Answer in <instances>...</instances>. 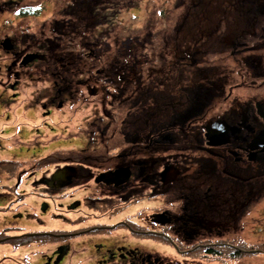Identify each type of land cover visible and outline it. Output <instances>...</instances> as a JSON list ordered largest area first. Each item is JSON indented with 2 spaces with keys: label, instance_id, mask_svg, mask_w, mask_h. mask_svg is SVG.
Listing matches in <instances>:
<instances>
[{
  "label": "flooded vegetation",
  "instance_id": "flooded-vegetation-1",
  "mask_svg": "<svg viewBox=\"0 0 264 264\" xmlns=\"http://www.w3.org/2000/svg\"><path fill=\"white\" fill-rule=\"evenodd\" d=\"M10 1L0 4V11L13 16L0 29V85H9L0 90L17 96L31 74L27 67L41 64L42 56L23 41L29 25L20 20L34 10ZM191 3V9L207 8L180 15L181 25L193 30L191 39L179 49L167 45L152 52L154 64L132 70L140 96L136 107L140 88H146L153 120L147 124L148 117L135 111L146 128L136 140H128L130 118L122 123L123 141L101 145L98 136L93 144L48 147L46 129L61 122L51 109L63 106L58 97L67 92L62 88L48 93V101L29 104L44 108L40 122L31 121L27 129L34 143L45 146L27 156L18 150L39 162L29 181L19 173L30 167L7 159L19 171L8 179L3 172L6 183H0V264L263 262L264 233L254 228L261 246L254 248L245 231L251 202L264 195V0ZM225 57L235 60L226 66ZM173 73L183 90H174ZM141 77L151 83L141 84ZM159 96L169 101L160 105ZM17 126L13 131L22 136L26 126ZM8 130L6 124L0 133ZM106 170L117 173L102 181L99 174ZM121 208L128 209L127 218L120 217Z\"/></svg>",
  "mask_w": 264,
  "mask_h": 264
},
{
  "label": "rangeland",
  "instance_id": "rangeland-1",
  "mask_svg": "<svg viewBox=\"0 0 264 264\" xmlns=\"http://www.w3.org/2000/svg\"><path fill=\"white\" fill-rule=\"evenodd\" d=\"M6 1H10V0H6ZM1 2L2 0H0V4H2ZM15 2L17 3L16 4L17 8H20L21 10L22 9L26 10V8H30L35 12L30 15L28 14L24 15L28 17L20 20V23L23 22L24 25H29L27 21L28 20L30 21L31 25H29V29H28L29 32H23V41L25 44L26 43L34 44L35 46L32 52L40 50L41 56L43 55V52L47 50V46L45 45L43 47L41 41L45 43V38H49L50 41L54 42L56 41V39L58 40L61 37L63 38V36H65V33L64 34H59V32L57 33L56 26L60 29L68 27V29L70 30L77 21L79 23H83L81 19L83 15L85 20L88 19L89 22H91L94 25V28H96V30H99V32L95 30L94 31L96 32L95 34H97L100 39L94 40L96 38V35H93L91 31H87L86 29L80 31L78 29L77 31L78 33L74 35L77 36L76 40H72L70 42L71 45L74 47L73 51L69 52L70 55L72 56L69 59V61L64 60L63 63L66 62L72 71L75 70L74 76L75 79L77 80V83H79V80L82 82L86 81L83 79H86L87 71L91 70L93 78H95V76H98L99 74L98 72L104 71L106 65H104L103 62L106 61L109 58V56L112 57L115 56V54L118 55L117 51L123 49L122 45L124 42H126V40L130 35H132L133 41L135 43L137 42V44L133 43L132 48L134 53L132 51L130 52L132 54V57L129 60L131 59L134 60V58H136L137 46L141 48V51H143L142 56L146 58L149 56V53H151L152 56L153 54L152 52H156V54L157 51L158 53L162 52L163 51L162 47L165 48L167 45H170L172 48L179 49L180 42L184 41L183 42L184 44L188 39H191L192 37L191 35L187 36L189 33L193 31L192 28L181 25V22L184 20V17L180 19L181 17L180 15L185 14L187 10H190L191 12L195 10V8L192 9L190 8L194 6L192 5L191 0H104L102 8H99V5H97L98 4L97 0L90 1L91 5H97L95 6L96 9L95 15H97V17L101 21H102L101 10L105 15H108V10H110V8L112 9V11L110 12L111 13L110 17H108L107 20L103 22V24L99 23L98 20L91 17L89 12H93L94 9H90L91 8L90 4L86 5V3H79L76 5V7L72 8V6L75 5V3L72 0H16ZM122 3L124 5H122ZM112 4L113 7H111ZM129 7H132V9H129ZM203 8L205 9V11H207L206 7L199 6L198 9L195 10V12H198V14H202ZM210 12L211 14H213L212 11ZM114 13L117 16L116 18L114 16ZM11 16L12 15H10L9 13H5V12L3 13L2 11H0V29L1 27L6 26V24L4 23L6 22V20L11 19ZM68 18L70 19V22H67L66 24L67 27H65V25L63 24L65 23L64 21ZM91 23L89 24V26L92 25ZM51 27H54L52 31L50 29ZM221 27L223 26L221 25ZM102 33H105V35L102 36ZM91 37H93V39H90ZM69 38L70 37H67L66 42L69 40ZM93 42L99 45L91 49L90 46L92 45ZM101 42H104V44L101 45ZM57 48L61 50L63 49L62 47H57ZM149 50L150 52H148ZM84 53L89 55L90 63H88V66H86L85 63L83 62L84 60L83 56H85ZM125 60L127 61L128 57L127 59L125 58ZM234 60L231 57H225L224 63L226 66H230L231 62H234ZM109 63L111 64L112 62ZM41 64L35 63V65L39 67ZM35 65H30L27 67L28 71H30L31 74L27 73L25 75L26 77V78L24 77L25 83L22 84L21 81L19 82L20 84L24 85V87L21 89L22 91L19 90L22 87V85L18 89H14L15 91L19 90L17 96L11 95L12 91L10 90L9 91L6 90V92L0 90V93L3 94V97L4 95L5 97H7L4 100L0 99V131L5 128L6 124L9 128L6 135L0 133L1 135L0 159L4 158L3 161L4 170L0 172V183L1 182L6 183L3 172H5V177L7 179L10 178L11 176H15V177L18 176L19 169L12 170L11 168H15L16 165L12 163L7 164V159H12L13 162H17V163L21 161L19 164H22V167H27V166L30 167L29 169L22 171V173H19V176L21 178L23 177L24 181H29L30 179V177L28 178L29 174L31 172H34V170L36 169L34 165L38 164L39 162L38 160L37 161L30 159L28 160L26 157H22L18 155L19 151H21V153L24 152V154L22 155L27 156V153L31 148H35V147L39 148V146L44 147L45 145H47L48 147L54 148L61 146H72L79 143H81L82 145L86 143L93 144L95 142V141L93 142L94 140L93 138L96 132L101 133L100 137H102V139L98 140V142H100L101 145L104 144L105 142L123 141L124 135L121 129L122 123L124 124L126 120L128 123L130 118L132 119H130V125L128 126L129 131L131 133L129 134V136L135 134V137L131 139V137L128 136V140L131 141L136 140L138 132H141V129L143 130L146 129L145 127H142L140 121L141 119H138L136 116V112H135L136 106L131 105L133 104V102H131L132 100L121 99L122 101L113 103L112 98L109 97V95H105L98 100H93L91 98V94L86 92V89L88 87H91V85L94 82H96L95 80H92L91 84L89 82L88 87H86V83L80 84L79 85L80 94L76 95L74 98L70 100L65 97L67 93L65 94V96L59 95L58 98L62 100L63 106L59 108L57 106H54L51 109L52 116L55 117L57 116L56 119L58 121H61L60 125H58V127L55 126L53 129V132H56L57 134L61 135L60 137L50 136L49 140L43 139V143L45 145H43L40 142L38 143L39 145H37L36 143H34V140L36 138H33L35 134L33 135V133H31L27 129L29 128V126H26L27 131L24 130V133L22 132L23 133L22 136L18 132L17 134H15L13 131L15 126L16 125L19 126L20 124H22L25 119L27 121L40 122L38 120L37 110L38 111L40 110L39 112L40 114H42L41 111L44 108L40 106L41 104H37V106H33V105L29 106V104L40 101L42 102L48 101L47 94L56 92L53 88H51V84L53 83L52 81L41 80L39 76L41 69L37 70V67ZM77 65L78 67L74 68V66ZM172 78H174V75L172 76ZM6 79L7 77L5 76L4 80ZM173 83L175 86L174 87L175 91L183 90L182 87L184 86V84L180 83L177 85L175 84V82ZM48 85H50V87L48 88L49 90L44 88L47 87ZM3 86H9V85H7V83L3 84L2 86L0 85V87ZM191 87L194 86L191 85ZM37 91H39L40 94L39 97L37 96L38 94ZM80 99H82V101H80ZM148 100L149 98H147L146 100H142L141 105L136 110L138 114H143V115L145 114L144 115L145 118L146 116L148 117L150 115L148 113L150 101ZM75 107L77 110L74 112V114L67 115L66 111L73 109ZM82 112L85 113L82 114L81 117L77 118V114ZM7 113L11 114L10 116L8 115V118L10 117L9 121L6 117ZM90 114H94V117L93 119H91V122H88L89 121L88 115ZM162 114H163L162 112L159 113L160 116ZM101 115H103L104 118L100 117ZM91 116L93 115H90V118ZM150 119L151 117H148L147 119L148 122H146L147 124L153 121ZM76 121H78V128L71 129L70 128L71 125ZM68 124L70 125L67 126ZM84 129H86L85 136L83 133ZM60 130H62L63 132L59 133L58 131ZM46 135L47 134H44V137ZM73 135H75V137ZM64 136L66 138L63 139L62 137ZM103 140L105 142H103ZM103 148L104 147H99L96 150L99 152L101 151V153L103 154L105 153L104 152L105 150ZM127 148H129V146L124 147L123 150H126ZM106 167H103L102 169L104 170L106 169ZM116 173H117L116 171L106 170L105 172H101V174H99L100 175L99 177L101 180L103 179L102 181L104 180L107 181L109 176ZM148 202H146V204ZM262 207H264V195L260 196L259 202H256L254 200L253 202H251V205L247 213L248 217L246 216L248 225L252 226L253 224H256L258 227H260L257 229L262 230L261 234L264 233V211L262 212L257 208H262ZM121 210L122 211L120 217L127 218L129 213L128 209L121 208ZM248 230L249 233L245 231V234L249 235V239L252 241L253 247L261 248V246L256 242L257 232L253 231L254 228L252 229L249 228ZM262 260L263 262H261V264H264V256L262 257ZM256 263H257L256 260H254L252 264H256Z\"/></svg>",
  "mask_w": 264,
  "mask_h": 264
},
{
  "label": "trees",
  "instance_id": "trees-1",
  "mask_svg": "<svg viewBox=\"0 0 264 264\" xmlns=\"http://www.w3.org/2000/svg\"><path fill=\"white\" fill-rule=\"evenodd\" d=\"M72 1L75 3V5L72 6V8H74L79 3H86V5H88V4H90V1H92V0H72ZM97 1H98L97 5H99V8H102L104 0L103 1L97 0ZM1 3L3 4L4 2H1ZM10 4H12L13 6H17L16 5L17 3L14 1H10L7 5H10ZM97 5H91L90 9H94V11L89 12V13H90L92 18L98 20L99 23L103 24V22L106 21L108 17H110V14H111L110 12L112 11V9L110 7H108V8H110V10H108V15H105L103 13V11L101 10V12H102V15H101L102 21H101L97 17V15H95V11H96L95 6H97ZM122 5H124V4L122 3ZM111 7H113V4ZM114 16H115V18L117 17L115 15V13H114ZM81 19H82L83 23H79L77 21L72 26V28L70 30L66 26L67 22H70L69 18L64 21L65 23L63 22L64 24L62 23L67 28L60 29L56 26L57 33L58 32H59V34L65 33V36H63V38L61 37L58 40L56 39V41H54V42L50 41L49 38H45V43H43V41H41L43 47L45 45L47 46V50L45 52H43V55L41 58L42 64L40 65V67L35 65L37 67V70L41 69L40 75H39L41 80L52 81L55 85L51 84V88H53L56 91V93H62L63 89H64L68 94V95H66V96L64 95V96L69 100L74 98L77 95V91L79 90L80 84L86 83V85H87V84H89V82L91 84L92 80H95L96 82H94L93 84H96L97 88L99 90H103L104 86H106V85L111 89L112 94L109 95V97L112 98L113 103L119 102V101H122L125 99H130V100H132L131 102H133V104H131V105L136 106V100L138 99L137 92L139 90L137 89V85L133 81L136 74H133L132 70L138 65H145L144 67L146 68L148 63L154 64L152 62L156 58V55L152 54V56H151V53H149V56L144 58L142 56L143 51H139L138 50L139 46H137V48H136L137 57L134 58V60H132V59L129 60L132 57V54L130 52L131 51L133 52V48H132L133 43H135L133 41L132 35H130L128 37V39L126 40V42L123 43V45H122L123 49L117 51L118 55L115 54V56H112V57L109 56V58L103 62V64L106 65V67L104 68V71L98 72L99 74H98V76H95V78H93L91 70L87 71L86 79H83L86 81L82 82L79 80V83H77V80L75 79V76H74L75 70L72 71L66 62L63 63L64 60L69 61V59L72 56V55H70L69 52L73 51L74 47L71 45L70 42L72 40H76L77 36H74V35H76L78 33L77 32L78 29L80 31L85 30V29L87 31H91L93 33V35H96V38L94 40L100 39L98 37V35L95 34L96 33L95 31L99 32V30H96V28H94V25L91 22H89L88 19L85 20L83 15H82ZM28 21H27V23L29 25H31L30 21L29 22ZM55 22H57V21H55ZM90 23L92 24L91 26H89ZM101 24H99V25H101ZM50 29L52 31L54 29V27H51ZM27 32H29V30H27ZM69 34H70V36H69ZM104 35H105V33H102V36H104ZM67 37H70V38L66 42ZM90 39H93V37H91ZM165 43H167V42H165ZM103 44H104V42H101V45H103ZM135 44H137V42ZM97 45H99V44L93 42L92 45L90 46V48L92 49ZM57 47H62L63 49L61 50V49H58ZM170 48H172V47H170ZM172 49H174V48H172ZM148 52H150V51H148ZM84 54H85V56H83V59H84L83 62L85 63L86 66H88V63H90L89 55L86 53H84ZM77 57H79V56H77ZM127 57H128V60L126 61L125 58L127 59ZM171 60H173V57H171ZM109 62H112V63L110 64ZM75 67H78V65L74 66V68ZM124 77H126L125 81L122 80V78H124ZM135 79H137V78H135ZM137 81L138 80H136V83H137ZM139 81L143 85H145L144 83H146V82H148L149 84L151 83V81H148L142 77ZM175 81H176V76L174 74V78L172 79V83ZM75 88H77V90L73 91ZM144 89H146V88H144ZM144 89L140 88V95H141L142 100H146L149 96H151ZM154 89H155V87H154ZM175 94H177V93H175ZM174 96H176V95H173V98H174ZM159 97H160V103H159L160 105H163L164 102L169 101V100H167V98H165L163 96H159ZM115 98H118V99H115ZM131 123H133V122H131ZM14 164L18 165L19 163L18 164L14 163Z\"/></svg>",
  "mask_w": 264,
  "mask_h": 264
},
{
  "label": "bare ground",
  "instance_id": "bare-ground-1",
  "mask_svg": "<svg viewBox=\"0 0 264 264\" xmlns=\"http://www.w3.org/2000/svg\"><path fill=\"white\" fill-rule=\"evenodd\" d=\"M134 4H136V3H134ZM129 9H132V7H129ZM138 50L139 51H141V48L140 47H138ZM107 86V85H106ZM104 86V89L103 90H99L98 88H97V85L96 84H92L91 85V87H92V89H89V88H87L86 89V92L87 93H90L91 94V98L93 99V100H98V99H100V98H102L103 96H105V95H111L112 94V91H111V89L107 86ZM95 89H97V90H95ZM93 90H95V91H93ZM30 92V91H29ZM29 92H27V93H29ZM81 92H83V91H81ZM31 93V92H30ZM78 94H80V89L77 91V95ZM80 101H82V99H80ZM77 109H76V107L75 108H73V109H70V110H67L66 111V113H67V115H73L74 114V112L76 111ZM37 112H38V117L39 118H42L43 117V114H40V112L37 110ZM85 112H82V113H79V114H77V118H79V117H81L82 116V114H84ZM90 115H93V116H91V118H90ZM90 115H88V122H91V119H93V117H94V114H90ZM100 117H102V118H104V116L103 115H101ZM28 118V117H27ZM39 118H38V120H39ZM90 118V119H89ZM57 120V119H56ZM25 121H27L26 119H25ZM33 122V121H32ZM23 125H25V126H29V125H32L33 123H31V121H27L26 123H22ZM29 124V125H28ZM89 124H91V123H89ZM39 125H41V123H39ZM70 124H68L67 126H69ZM212 124H209V126L208 127H210ZM62 126V125H61ZM65 126V125H64ZM18 128V126L16 127V129ZM71 129H74V128H78V121H76L75 123H73L72 125H71V127H70ZM47 130V132L49 133V136H48V139L47 140H49L50 139V136H55V137H60L61 135H59V134H57L56 132H53L51 129H49V127L46 129ZM209 130H211V132H213L214 130H215V127L214 126H212V127H210V129ZM85 131H86V129H84L83 130V133H84V136H85ZM59 133L60 132H63L62 130H60V131H58ZM74 137H75V135H73ZM98 136H100V133L99 132H96V134L94 135V137H98ZM52 139H54V138H52ZM51 139V140H52ZM251 205V204H250ZM258 210H260V211H264V207H262V208H257ZM252 228H260V227H258L256 224H253L252 226H250V229H252Z\"/></svg>",
  "mask_w": 264,
  "mask_h": 264
}]
</instances>
